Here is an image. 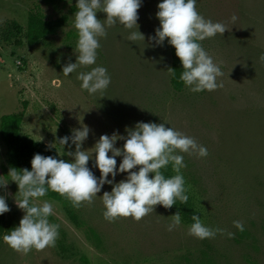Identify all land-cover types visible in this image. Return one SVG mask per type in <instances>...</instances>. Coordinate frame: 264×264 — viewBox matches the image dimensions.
Wrapping results in <instances>:
<instances>
[{"label": "rangeland", "instance_id": "rangeland-1", "mask_svg": "<svg viewBox=\"0 0 264 264\" xmlns=\"http://www.w3.org/2000/svg\"><path fill=\"white\" fill-rule=\"evenodd\" d=\"M159 2L143 0L138 9L145 43L129 42L122 25L107 28L96 64L77 71L103 66L111 83L102 95H89L80 88L76 72L62 73L65 64L76 60L75 12L57 34L35 45L27 39L30 12L56 19L76 8V0H0V118L23 113V133L56 148L65 160L75 146L63 147L58 139L81 124L90 129L82 145L89 153L100 135H126V126L138 121L171 125L207 148L203 158L182 154L186 166L180 171L198 200L201 222L224 233L201 240L189 235V226L182 222L170 232L167 225L173 214L159 204L139 221L118 217L109 222L99 197L111 191L105 184L92 203L79 206L81 217L101 236V250L69 221L60 203L39 198L38 204L43 200L53 204L49 221L59 225L55 246L23 253L1 238L0 264H83L85 259L89 264H264V60L260 59L264 0H197L202 16L227 26L223 35L200 42L222 75L216 90L199 93L172 88L167 39L156 47L148 40L159 27L155 15ZM105 15L98 12L97 18ZM123 143L118 140L116 146ZM94 157L88 166L99 176L92 167ZM8 171L6 146L0 139V180L5 183ZM125 175L118 174L115 180ZM17 191L11 181L0 188L10 208L7 214L16 215L18 226L24 213L14 202ZM234 220L243 223V231L234 227ZM228 232L234 235L229 238Z\"/></svg>", "mask_w": 264, "mask_h": 264}, {"label": "clouds", "instance_id": "clouds-1", "mask_svg": "<svg viewBox=\"0 0 264 264\" xmlns=\"http://www.w3.org/2000/svg\"><path fill=\"white\" fill-rule=\"evenodd\" d=\"M142 2L76 0V60L75 63L65 64L62 73L68 76L76 72L80 88L89 95H102L111 83V77L103 66L96 65L88 71H77L81 67L96 64L99 41L107 35V28L122 25L128 30L129 42L136 45L139 41L145 43V35L137 23L138 9ZM196 4L197 0H160L155 13L159 27L148 40L154 41L153 47H156L162 46L167 39V44L174 47L183 69L180 80L189 91L199 93L216 90L220 86L218 77L222 75L219 65L200 42L218 33L223 35L227 26L223 22L206 19L198 12ZM98 12L106 14L105 18L98 19ZM231 19L235 21L236 16L233 15ZM260 59L264 60V53H261ZM89 132V127L81 124L79 128H71L69 135L58 139L63 147L75 146L74 151L66 153L70 159L36 153L30 161L31 170L10 167L7 174L9 181L5 183L0 180V188L6 187L10 181L17 185L14 202L24 213L18 226L2 237L4 243L13 250L27 253L31 249L39 251L55 246L59 225L49 221L53 214V204L48 200L36 203L49 190L64 196L74 207H79L85 202L92 203L105 184L111 185V191H105L99 196L104 207V219L111 222L118 217H131L139 221L155 211L154 206L158 204L165 208H171L177 201L186 204L188 196L180 171L186 166L182 154H195L200 158L208 155L204 145L165 123L138 121L132 127L126 126V135L115 132L111 135L102 134L92 147V153L82 147ZM118 140L124 141L122 147L116 146ZM93 154L92 167L99 170V176L88 166ZM117 157L121 158L118 166ZM169 164L176 174L165 177L161 169ZM118 174L126 175L117 182L115 178ZM9 211L5 195H0V215ZM191 219L193 223L188 233L198 239L213 238L218 232L224 233L221 228L213 229L204 225L199 214H193ZM180 224L181 216L177 211L171 215L167 230L171 232ZM233 225L239 231L244 230L239 220H234ZM233 235L232 232L227 233L229 238Z\"/></svg>", "mask_w": 264, "mask_h": 264}, {"label": "trees", "instance_id": "trees-1", "mask_svg": "<svg viewBox=\"0 0 264 264\" xmlns=\"http://www.w3.org/2000/svg\"><path fill=\"white\" fill-rule=\"evenodd\" d=\"M53 3L55 0H45ZM76 8L72 9L70 13L63 14L56 19H46L42 14L30 12L27 26V39L29 44L35 45L44 41L48 36L55 35L70 21L71 13H74ZM71 37V35H69ZM170 46V45H169ZM172 57L171 69V86L177 91L181 92L185 89L183 82L180 80V74L183 71L179 58L175 55L174 47L170 46ZM174 73V75H173ZM23 113H12L4 115L0 118V139L6 146L7 164L10 167H16L18 170L28 168L31 170L30 161L34 154L40 153L44 156H55L60 159L56 148L48 144L35 140L23 133ZM165 177H170L176 173L173 171L171 164L166 168L161 169ZM188 201L186 204H181L177 201L170 209L172 214L177 211L180 212L181 222L190 226L193 221L191 219L193 214H199L201 218V211L193 191L189 185L184 184ZM54 200L61 204L69 221L79 230H82L88 241L98 250L103 247V241L99 233L81 217L79 207H74L72 203L55 191L49 190L44 197ZM17 226L16 215L3 214L0 215V239L3 235L9 232L13 227ZM204 256H206L204 254ZM204 262V260H203ZM83 264H89L85 259Z\"/></svg>", "mask_w": 264, "mask_h": 264}]
</instances>
